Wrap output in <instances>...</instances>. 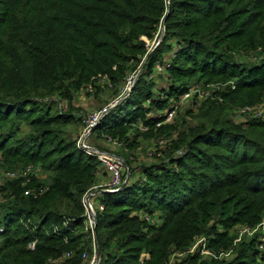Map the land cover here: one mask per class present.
Here are the masks:
<instances>
[{
	"label": "trees",
	"instance_id": "obj_1",
	"mask_svg": "<svg viewBox=\"0 0 264 264\" xmlns=\"http://www.w3.org/2000/svg\"><path fill=\"white\" fill-rule=\"evenodd\" d=\"M130 76L96 128L128 149L172 128L159 112L194 83L216 87L156 162L94 194L98 264H264L258 235H234L264 221V0H0L2 166L48 175L36 196L23 194L44 187L36 171L0 186V264H87L81 198L108 175L65 128L77 95L100 78L115 95ZM245 107L262 110L235 122Z\"/></svg>",
	"mask_w": 264,
	"mask_h": 264
},
{
	"label": "rangeland",
	"instance_id": "obj_2",
	"mask_svg": "<svg viewBox=\"0 0 264 264\" xmlns=\"http://www.w3.org/2000/svg\"><path fill=\"white\" fill-rule=\"evenodd\" d=\"M156 40V41H155ZM159 40V39H158ZM157 37H154V40L149 42L150 47L157 43ZM157 71V67L155 68ZM154 77V76H153ZM154 81L157 84L165 85L164 79H158L154 77ZM127 83H125L121 88L119 93L113 94V87L110 83H108L104 78H100L96 82V85L98 88L92 87V89L86 93L85 91L80 93L75 97V107H76V119L74 122L68 124L65 128V131L68 133L69 136L78 139L81 135L84 126L86 125L87 116L91 113L97 112L101 110L103 107L109 105L112 103L115 99L119 97V95L124 92L125 86ZM216 84H210L206 86H201L198 84H193L190 90L188 91V96H185L184 94L178 98H174L172 101L174 103V111L172 113V116L169 120L163 122V125L171 126L172 128L168 129L165 132L162 133H156L148 135H140L137 140L135 141L136 146L133 149H128L127 147L122 146V144L119 143H113L109 141L110 139H105L104 136H101L98 134V130L96 129L99 127V124H96L94 127L91 128V131L89 135L85 138V143L93 148L102 150V151H108L114 155H117L121 157L124 161V171L125 175H127L130 167L133 169V172L135 174H139L141 171V165H148L150 163L156 162V160L160 157L162 150L165 148L167 143H169L170 139H174L179 131H182L185 129V125H193L196 123L195 115L197 113L198 107L200 103L204 99V93L209 92L211 89H215ZM261 108H247L245 110L246 113H242V110H235L231 112V116L235 122L242 121L245 117H249L252 115V113H257ZM111 111V110H110ZM109 111V112H110ZM108 112V113H109ZM190 112V113H188ZM107 113V114H108ZM162 113V112H159ZM106 114V115H107ZM100 123V122H99ZM141 125V124H140ZM140 131L146 130L144 126L138 127ZM157 128V127H156ZM29 128L23 127L21 131V135H25L26 132H28ZM96 130V131H95ZM131 137V136H130ZM121 149V152L119 154L118 150ZM129 163V165H128ZM5 164V159L0 153V168L4 167L2 166ZM20 167L17 166L15 169H19ZM12 169V168H11ZM130 173V172H129ZM36 176L39 177L44 187H46L47 183V173H45L41 169L36 170ZM100 177H103V182H97L93 187L89 189L87 192V195L91 193L92 191L95 192L100 188V186H104L105 183L108 182V176L106 175H100ZM137 177V176H136ZM5 183V178L2 174H0V186ZM102 189V188H101ZM95 200V198H93ZM237 233L234 235L237 236V240H243L248 239L254 235H258L259 240L262 241V237H264V221H262L259 225H257L252 231H246L243 230V227H238ZM201 243V240H197L191 250L189 252H192L199 246ZM261 246H259V249H263L264 247V241L261 242ZM184 255L183 254H174L171 258L172 260L175 259H181ZM201 258L211 259L212 256L209 254V252L206 250L203 253H200ZM219 257V256H218ZM230 258L231 253L226 252L224 254L220 255V258Z\"/></svg>",
	"mask_w": 264,
	"mask_h": 264
},
{
	"label": "built area",
	"instance_id": "obj_3",
	"mask_svg": "<svg viewBox=\"0 0 264 264\" xmlns=\"http://www.w3.org/2000/svg\"><path fill=\"white\" fill-rule=\"evenodd\" d=\"M157 44V43H156ZM158 71L161 70L159 66H157ZM133 76H130L126 80V86L125 91L122 92L117 99H115L112 103L109 105L103 107L101 110L91 113L87 116L86 125L84 126V129L79 136L78 139H76V147L78 150L83 151L85 153H88L89 155L95 157L99 162L102 164V166L105 169V172L108 175V182L105 183V185L102 187L100 186L99 189L101 190H109V191H116L119 190L124 182L126 181V178L130 172V169L128 170V174L125 175L124 171V161L121 157L114 155L108 151H102L93 147L88 146L85 143V138L89 135L91 128L94 127L96 124H99V122L106 116V114L113 109L130 91L132 85H133ZM209 92H206L205 95H208ZM189 93H185V96H188ZM249 107H245L242 110V113H246L245 110ZM174 111V108L169 111H163L162 114L164 116L163 120L158 122L156 126L161 125V123L167 121L172 116V113ZM254 116H259L260 111L257 113H252ZM116 144V142H113ZM34 167L31 165H27L25 167H21L19 169H10L7 167L0 168V174L4 176L7 180H15V179H23L25 182L29 181V175L36 171ZM47 187H39L38 190H31L29 188L24 189L23 194L24 195H39L46 191ZM89 191V190H88ZM87 191V192H88ZM87 192H85L81 198V203L84 209V229L89 233L91 237V254L88 256L86 253H82V258L87 259V264H98L99 262V256L96 251V245H95V237H94V227H95V204L92 200V197L96 192H91L87 195ZM98 208L101 209L102 205H98ZM3 230V226L0 225V232ZM54 230H57V227H54ZM243 230H247L243 228ZM250 230H247V232ZM262 241H264V237H262ZM35 242H30L28 244L29 249L34 248ZM261 246V245H260ZM264 250V247H262ZM206 252V250H202L201 253ZM66 257L69 256V254L65 255Z\"/></svg>",
	"mask_w": 264,
	"mask_h": 264
},
{
	"label": "water",
	"instance_id": "obj_4",
	"mask_svg": "<svg viewBox=\"0 0 264 264\" xmlns=\"http://www.w3.org/2000/svg\"><path fill=\"white\" fill-rule=\"evenodd\" d=\"M103 191H105V192H111V191H109V190H103ZM95 192H99V191L96 190ZM94 237H95V241H96V244H97V251H98V253H99L98 237H97V233H96V231L94 232Z\"/></svg>",
	"mask_w": 264,
	"mask_h": 264
},
{
	"label": "crops",
	"instance_id": "obj_5",
	"mask_svg": "<svg viewBox=\"0 0 264 264\" xmlns=\"http://www.w3.org/2000/svg\"><path fill=\"white\" fill-rule=\"evenodd\" d=\"M101 178H102V177H99L98 182H103V180H101Z\"/></svg>",
	"mask_w": 264,
	"mask_h": 264
}]
</instances>
